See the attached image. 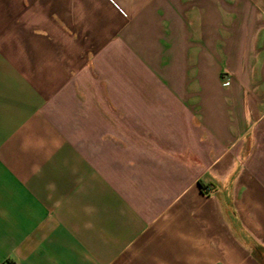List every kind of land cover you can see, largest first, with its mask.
I'll list each match as a JSON object with an SVG mask.
<instances>
[{
	"label": "crops",
	"instance_id": "1",
	"mask_svg": "<svg viewBox=\"0 0 264 264\" xmlns=\"http://www.w3.org/2000/svg\"><path fill=\"white\" fill-rule=\"evenodd\" d=\"M257 248L264 0H0V264Z\"/></svg>",
	"mask_w": 264,
	"mask_h": 264
},
{
	"label": "trees",
	"instance_id": "2",
	"mask_svg": "<svg viewBox=\"0 0 264 264\" xmlns=\"http://www.w3.org/2000/svg\"><path fill=\"white\" fill-rule=\"evenodd\" d=\"M200 186L202 187V189H203L204 191L207 190V189H206V186L203 185L201 182H200ZM255 252H256V254H257L258 257H259L260 262H261L262 264H264V250H263L262 248H257Z\"/></svg>",
	"mask_w": 264,
	"mask_h": 264
},
{
	"label": "built area",
	"instance_id": "3",
	"mask_svg": "<svg viewBox=\"0 0 264 264\" xmlns=\"http://www.w3.org/2000/svg\"><path fill=\"white\" fill-rule=\"evenodd\" d=\"M225 85H226V86H228V85H229V82H228V81H226V82H225Z\"/></svg>",
	"mask_w": 264,
	"mask_h": 264
},
{
	"label": "rangeland",
	"instance_id": "4",
	"mask_svg": "<svg viewBox=\"0 0 264 264\" xmlns=\"http://www.w3.org/2000/svg\"><path fill=\"white\" fill-rule=\"evenodd\" d=\"M204 192H205V193H208L209 191L205 190Z\"/></svg>",
	"mask_w": 264,
	"mask_h": 264
}]
</instances>
